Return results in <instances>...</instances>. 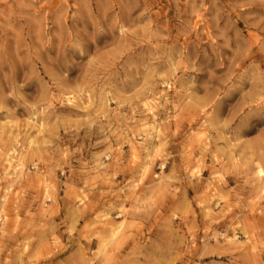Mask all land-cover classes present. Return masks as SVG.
I'll use <instances>...</instances> for the list:
<instances>
[{
  "label": "rangeland",
  "instance_id": "obj_1",
  "mask_svg": "<svg viewBox=\"0 0 264 264\" xmlns=\"http://www.w3.org/2000/svg\"><path fill=\"white\" fill-rule=\"evenodd\" d=\"M0 264H264V0H0Z\"/></svg>",
  "mask_w": 264,
  "mask_h": 264
},
{
  "label": "bare ground",
  "instance_id": "obj_2",
  "mask_svg": "<svg viewBox=\"0 0 264 264\" xmlns=\"http://www.w3.org/2000/svg\"><path fill=\"white\" fill-rule=\"evenodd\" d=\"M148 111L152 114V109L149 108ZM152 115H153V114H152ZM140 127L142 128L141 131H142L143 133H145V132H146V130H145L146 127H145L144 125H141ZM13 161H14V158H13V157H9V158H6V159H5V162H6V164L8 165V167H11V166H12ZM19 165H20V164H19V161H18L17 166H19ZM17 166H16V167H17ZM262 175H263L262 170H258V176L261 177Z\"/></svg>",
  "mask_w": 264,
  "mask_h": 264
}]
</instances>
